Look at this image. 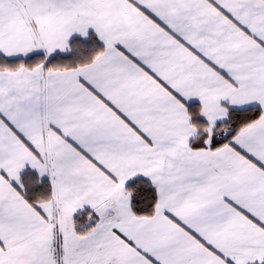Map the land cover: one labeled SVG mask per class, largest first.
I'll return each mask as SVG.
<instances>
[{
    "label": "snow or ice",
    "instance_id": "6c2138e0",
    "mask_svg": "<svg viewBox=\"0 0 264 264\" xmlns=\"http://www.w3.org/2000/svg\"><path fill=\"white\" fill-rule=\"evenodd\" d=\"M0 264H264V0H0Z\"/></svg>",
    "mask_w": 264,
    "mask_h": 264
}]
</instances>
